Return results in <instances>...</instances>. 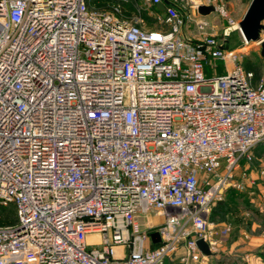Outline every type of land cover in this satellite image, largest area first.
I'll return each mask as SVG.
<instances>
[{"label": "built area", "instance_id": "1", "mask_svg": "<svg viewBox=\"0 0 264 264\" xmlns=\"http://www.w3.org/2000/svg\"><path fill=\"white\" fill-rule=\"evenodd\" d=\"M146 1L166 2L163 28L87 0H0V207L16 214L0 226V264H213L225 252L233 227L208 215L227 189L255 185L241 162L264 143V73L253 83L240 63L249 43L223 0ZM200 6L240 32V55Z\"/></svg>", "mask_w": 264, "mask_h": 264}, {"label": "rangeland", "instance_id": "2", "mask_svg": "<svg viewBox=\"0 0 264 264\" xmlns=\"http://www.w3.org/2000/svg\"><path fill=\"white\" fill-rule=\"evenodd\" d=\"M223 2L228 6L233 18L238 21V23L241 21L250 3L249 0H223ZM87 3L89 8L96 10L100 9L99 11L102 10L113 13L116 18L126 23H135L136 20H139L140 26L145 29L163 28V24L161 23V20L163 19L162 13L156 11L146 0H87ZM115 9H118V11ZM198 20L207 21L208 32L217 34L218 39L220 42L225 44L227 50L235 51L240 55V50L243 49L244 46L242 36L238 30H232L231 32L225 34L224 25L221 23L219 18H217L216 13H211L207 16H200L198 17ZM224 35H227L226 38ZM259 49V44L249 43L245 50H243L244 53L239 57V61L244 69L254 73L255 81H258L262 73H264V59L260 56ZM216 66V72L221 74L223 72V64L221 62H217ZM207 75H210V73H207ZM261 170H264V144L257 145L252 149L250 161L245 159L241 162V171H245L249 179L255 181V185L250 186L248 184V186H244L243 190L229 188L234 190L232 191L233 193H230L228 191L229 189H227L221 201L228 202L230 205H234L237 210L240 209L242 211L245 199L252 200L250 204V206H252L250 209L256 208L259 210L257 214L255 213L254 218H256L259 223L261 222L260 228H264V203L259 200V198L264 200V174L261 175ZM239 194L243 195L240 196ZM261 211L263 212L261 213ZM250 212L251 211H243L245 217L247 218L251 215L252 212ZM149 216H151V220L155 224H159L162 220L159 217H154L152 213ZM257 221L255 220V222ZM11 223L10 217H0V226L10 225ZM238 223L239 222L237 221L224 222V224H231L233 227V232L230 235L231 239L234 236H239L238 234L240 232L247 233V231L243 229L242 226H239ZM221 254L222 253L220 252L217 258L211 259V262L216 264L215 261H217Z\"/></svg>", "mask_w": 264, "mask_h": 264}, {"label": "trees", "instance_id": "3", "mask_svg": "<svg viewBox=\"0 0 264 264\" xmlns=\"http://www.w3.org/2000/svg\"><path fill=\"white\" fill-rule=\"evenodd\" d=\"M153 8L156 11L160 12L156 7H153ZM261 144H264V143H261ZM228 191L230 193H233L232 191H234V190L229 189ZM241 195H243V194H241ZM243 197H245V196H243ZM233 199H235V198H233ZM251 202H252V200H250V199L246 200L245 199L244 205H243L244 208L242 211L240 209L237 210L234 205H232V204L230 205L228 202H224V201L218 202L217 205L211 209V211L208 215V222L209 223H224L227 221H233V222L237 221V222H239L238 223L239 226H242L243 229H245L246 231H249L252 222L256 220V218H254L255 213L257 214V212H259V210L256 209L255 207H253L255 209H250V207L252 206V205L250 206ZM243 211H248V212L251 211L252 213L250 212L251 215L247 218V217H245ZM7 216L10 217L11 222H12L11 224H15L16 214H15V209H14L13 205H9L7 207H0V217L3 218V217H7ZM215 262H216V264H245L243 262V260L241 259V256L239 254L234 255V256L221 254L220 257Z\"/></svg>", "mask_w": 264, "mask_h": 264}, {"label": "water", "instance_id": "4", "mask_svg": "<svg viewBox=\"0 0 264 264\" xmlns=\"http://www.w3.org/2000/svg\"><path fill=\"white\" fill-rule=\"evenodd\" d=\"M164 4L166 2L157 5V9L161 12L165 10ZM214 12L212 6H200L198 13L201 15H209ZM264 0H251L249 6L243 15L241 21L238 23V27L244 39L248 43H256L260 45V56L264 58V39L261 38V33L264 31ZM153 242H158V235L153 233L150 235ZM198 248L207 256H210V252L205 242L199 240L197 242Z\"/></svg>", "mask_w": 264, "mask_h": 264}, {"label": "crops", "instance_id": "5", "mask_svg": "<svg viewBox=\"0 0 264 264\" xmlns=\"http://www.w3.org/2000/svg\"><path fill=\"white\" fill-rule=\"evenodd\" d=\"M262 23L264 25V21ZM261 38L264 39V31H262L261 33ZM259 52H260V49H259ZM256 82L257 81H255V78H254L253 83H256ZM259 200L260 202L264 203V200H261L260 198ZM262 212L263 211H261V213ZM260 223L258 221L252 222L249 231H247V233L250 235L249 242H244L240 238V234L242 232L238 234L239 236H234L232 239H231V236H228L225 239L224 246L222 247V250L225 251L222 254L228 255L229 253L235 252L236 254H240V256H242L243 254L248 253L249 257H248L247 262L243 260L245 264H264V237L262 236V233L264 232V228H260ZM211 224L221 226L224 223H211ZM165 264H176V262L169 260Z\"/></svg>", "mask_w": 264, "mask_h": 264}]
</instances>
